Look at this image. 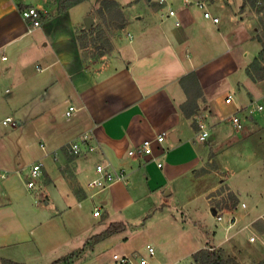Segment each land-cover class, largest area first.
<instances>
[{"label":"crops","instance_id":"crops-1","mask_svg":"<svg viewBox=\"0 0 264 264\" xmlns=\"http://www.w3.org/2000/svg\"><path fill=\"white\" fill-rule=\"evenodd\" d=\"M101 1L86 0L59 13L57 0H0V251L34 243L33 231L42 220L25 190L28 176L19 173L24 143L36 136L41 139L42 154L35 162L42 164V198L53 216L92 199L110 221L114 209L140 207V199L152 205L151 196L161 193L172 203L182 201L181 208L196 203L190 216L199 211L204 217L206 212L229 216L226 238L209 245L247 264L248 249L261 244L248 240L250 245L242 247L240 236L249 239L251 225L264 230V109L257 115L247 111L264 99V38L257 12L242 10L243 0H114L124 26L110 38L112 51L99 56L81 46L78 28L87 18L93 20L91 27L96 23L93 15ZM200 2L218 23L204 17ZM27 6L45 13L32 31L21 14ZM171 10L175 17L169 16ZM255 60L259 64L251 72ZM191 73L201 94L194 118L209 130L206 141L198 139L200 129L182 110L188 95L180 80ZM71 106L76 110L68 116ZM235 114L242 119L241 130L231 122ZM59 116L67 118L64 124ZM8 117L17 126L4 125ZM163 133L164 141L157 142ZM84 135L97 151L83 147L82 155H72L68 144ZM145 139L154 140L153 153L129 157ZM100 162L125 167L128 182L91 198L87 185ZM223 185L237 196L236 206L215 205ZM163 196L152 200L160 210L170 205ZM245 198L251 200L248 205ZM202 221L192 219L195 225ZM169 244L160 239V246L149 245L166 260L176 255ZM152 259L151 264H159Z\"/></svg>","mask_w":264,"mask_h":264},{"label":"rangeland","instance_id":"rangeland-1","mask_svg":"<svg viewBox=\"0 0 264 264\" xmlns=\"http://www.w3.org/2000/svg\"><path fill=\"white\" fill-rule=\"evenodd\" d=\"M246 6L251 8L252 11L254 10L253 12H257L258 28L261 38H264L263 14L250 5ZM93 16L96 19L93 26H97L98 32L92 37L86 38L84 41L85 46L96 54L105 51L106 53L111 52L110 49L113 46L110 38L113 33L123 28L118 27L120 25L119 21L111 20L109 14H101L99 11H95ZM85 24L82 23L78 31L84 30L82 28H85ZM102 44H105V48L100 49ZM262 101L261 105L264 107V99ZM59 117L58 122L64 124L67 118ZM8 129H11V126ZM40 142L41 139L35 136V139H30L24 143L27 146L24 156L20 160L19 173L28 176V178L34 162L42 154ZM43 188L44 184L39 178L35 179L34 188H25L34 197V200L30 203L31 208L40 213V219H42L33 231L34 243L29 246L12 248L8 252L0 251V256H7L11 261L19 264H53L55 261L69 255L72 256H70L69 261L60 264H109L110 257L114 252L147 257L146 247L148 244L157 246L160 239H167L170 241L169 245L175 246L176 255L174 256L171 246H169L172 252L170 258L166 255V260H164L160 252L157 256H154V258H158L159 264H194L191 252L197 251L203 246L206 247L207 244L218 245L221 240L226 238L223 226L229 220V216L224 214L222 222L218 221L216 215L212 213L208 215L207 212L205 217L203 213V216L199 214L200 211L196 215L190 216L189 213L194 211L196 203H193L192 209L181 208L179 206L182 205V201L172 203L173 200L165 198L161 193L151 196L152 199L149 202L152 205H145L140 199L138 201V204H142L140 207L131 206L127 209H114L110 221H103L102 217L104 215H95V206L92 199H85V201L82 199L80 204H76L67 212L53 216L54 211L51 207L47 208L45 206L44 197L42 198ZM50 190L53 192L52 189ZM159 196H163V199L170 204L169 207L160 210L158 207L153 206V201L158 202ZM215 196L217 197L215 205L218 208L228 207L227 205L233 206L225 185L220 187ZM181 199L184 201L183 198ZM244 200H246L243 201L246 205L251 202L246 198ZM202 218H205L206 221ZM192 219L199 220V222L203 220L201 223L203 227L193 224ZM118 221H124L127 224L126 231L105 239L93 248L90 247L92 242L89 244L88 242L91 237L104 231L110 222ZM240 237L242 247L250 245L248 236L241 235ZM257 254L262 258L259 260L260 262L257 260ZM245 259L247 264H264V246L261 245L260 248L250 247ZM152 261L153 259L149 258V264ZM0 264H3V262L0 261Z\"/></svg>","mask_w":264,"mask_h":264},{"label":"built area","instance_id":"built-area-1","mask_svg":"<svg viewBox=\"0 0 264 264\" xmlns=\"http://www.w3.org/2000/svg\"><path fill=\"white\" fill-rule=\"evenodd\" d=\"M199 8L205 10L204 17L207 19H211L214 23H218L219 18L214 17L207 9V5L205 2H200L198 4ZM21 14L24 17L29 30L32 31L42 25L43 17L45 15L44 11L39 9L36 6H27L21 10ZM169 16L175 17L176 13L174 10L169 12ZM179 24V21H176ZM228 103L233 101V97L229 95L226 99ZM264 107L261 104H252L247 107V111L249 114H256L263 111ZM75 106H71L69 110L66 112L68 116L75 111ZM232 124L238 129L241 130L243 128L242 119L239 115L235 114L231 117ZM4 125H12L17 126V121L12 118L8 117L3 121ZM200 130L198 132V139L200 141H206L210 135L209 130L204 127V125L199 122ZM165 139V134H161L156 138V141L161 143ZM153 143L154 140L152 139H145L139 147L136 149H132L128 152L129 157L135 156H148L153 153ZM43 150H46V146L44 144L41 145ZM83 147L86 148V151L90 153L96 152L98 145L94 144L89 135H84L79 139L72 141L68 144L67 148L68 151L74 155L79 156L83 153ZM57 152H54V156L57 158ZM161 166V164H159ZM42 172V164L36 163L32 166L30 177L26 179V186L28 188L35 187V179L40 177ZM95 177L88 182V190L92 193L91 198H94L96 195L100 194L101 192L109 189L112 185L117 182H128V172L125 167H115L111 162H100L95 165ZM102 210L100 207L95 206V215L101 216ZM218 221L222 222L224 216L220 213H215ZM236 218H231V227L235 225ZM251 235L249 236V241L251 243H260L264 246V230L259 232L256 230L253 225L249 228ZM147 257L145 256H137L131 255L127 253L121 252H114L109 260V264H149V258H154L156 255V249L153 245H147L146 247Z\"/></svg>","mask_w":264,"mask_h":264},{"label":"trees","instance_id":"trees-1","mask_svg":"<svg viewBox=\"0 0 264 264\" xmlns=\"http://www.w3.org/2000/svg\"><path fill=\"white\" fill-rule=\"evenodd\" d=\"M86 0H58V12L64 13L69 8L76 6ZM246 5H250L253 8H256L258 12L262 13L264 16V0H243L242 10L246 7ZM99 13L101 14H109V18L111 20L119 21L120 25L118 27L123 28L125 17L120 8V5L114 0H102L101 1V8L99 9ZM97 26H92L89 29L81 30L79 35V42L81 46L87 49L85 46L84 41L87 37H92L95 33H97ZM105 48V44H102L100 49ZM97 49V48H96ZM112 49V48H111ZM110 49V50H111ZM106 52V51H105ZM105 52L99 53V56L103 55ZM261 58L264 57V49L260 55ZM259 64V60H255L249 66V71L253 72L256 70V67ZM181 85L184 87L185 92L188 95L187 101L182 105V110L185 116L188 119H192V125L196 130L200 129L196 119L194 118L195 115L199 112V105L198 100L201 97L199 92V82L195 73H191L180 80ZM194 118V119H193ZM231 197V201L233 202V206L238 204V198L235 194L229 193ZM103 221L107 219V215L102 217ZM127 224L123 221L118 222H111L109 226L102 231L101 233L93 236L90 238L89 243L92 242L91 248H93L96 244L104 241L105 239L126 231ZM73 254V253H72ZM71 255L67 257H63L53 264H60L62 262H68ZM72 257V256H71ZM192 260L194 264H237L235 259L231 256L227 255L225 250L220 247H213L209 244L206 247H203L192 254ZM0 261L3 264H19L7 259H1Z\"/></svg>","mask_w":264,"mask_h":264},{"label":"water","instance_id":"water-1","mask_svg":"<svg viewBox=\"0 0 264 264\" xmlns=\"http://www.w3.org/2000/svg\"><path fill=\"white\" fill-rule=\"evenodd\" d=\"M93 23V20L91 18H87L86 20V24H87V28L89 29L91 26V24Z\"/></svg>","mask_w":264,"mask_h":264}]
</instances>
